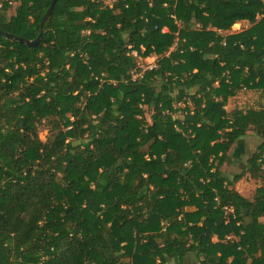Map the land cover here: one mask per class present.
Segmentation results:
<instances>
[{"label": "trees", "instance_id": "obj_1", "mask_svg": "<svg viewBox=\"0 0 264 264\" xmlns=\"http://www.w3.org/2000/svg\"><path fill=\"white\" fill-rule=\"evenodd\" d=\"M51 2L0 0V30ZM245 88L264 114V0H57L38 45L0 34V264H264V184L222 169Z\"/></svg>", "mask_w": 264, "mask_h": 264}, {"label": "rangeland", "instance_id": "obj_2", "mask_svg": "<svg viewBox=\"0 0 264 264\" xmlns=\"http://www.w3.org/2000/svg\"><path fill=\"white\" fill-rule=\"evenodd\" d=\"M115 0H105L106 4L112 6ZM15 11V3L12 4V8L7 12L12 14ZM250 26V23L246 20L236 23L231 28L230 32L241 31ZM153 56L147 58H138L137 63L140 67L153 63ZM260 94L256 90L242 89L237 94L231 97L226 106V110L232 119L235 126L244 128L245 135L238 140V142L229 151V160L223 165V171L233 178L236 174L244 173V176L235 184L236 188L241 193L249 198L254 199L256 190L259 186L264 184L263 179H254L246 172L247 160L253 152L258 150L262 138L257 133V129L264 126V114L259 111ZM192 105L191 102H189ZM180 110L175 113V117L182 118L185 105L179 103L176 106ZM147 117L151 120V110L147 109ZM48 131L41 127L40 137L42 140H46ZM249 219V218H248ZM223 237V234L221 235ZM173 262V261H172ZM185 264H199L195 254L188 255Z\"/></svg>", "mask_w": 264, "mask_h": 264}, {"label": "water", "instance_id": "obj_3", "mask_svg": "<svg viewBox=\"0 0 264 264\" xmlns=\"http://www.w3.org/2000/svg\"><path fill=\"white\" fill-rule=\"evenodd\" d=\"M56 1L57 0H52L49 8L47 9L46 13L44 14V16H43V18L41 20L40 33L34 40H28L26 38H23V37H20V36H16V35H14L12 33L5 32L3 30H0V34L4 35V36H7L9 38H12V39H17V40H19L21 42H25V43H27L29 45H38L40 40H41V38H42V36H43V33H44L45 23H46L47 19L49 18V16L51 15V13H52V11H53V9L55 7Z\"/></svg>", "mask_w": 264, "mask_h": 264}, {"label": "built area", "instance_id": "obj_4", "mask_svg": "<svg viewBox=\"0 0 264 264\" xmlns=\"http://www.w3.org/2000/svg\"><path fill=\"white\" fill-rule=\"evenodd\" d=\"M144 49V48H143ZM131 54L133 55V56H135V57H137V58H141V56H140V54L138 53V51L137 50H133L132 52H131ZM153 56V58H154V61H153V63H151V64H149V65H146V66H143L142 68H143V70H145V69H147V68H153L154 66H156V56L155 55H152ZM140 75V73H136V72H134L133 73V79H136L138 76Z\"/></svg>", "mask_w": 264, "mask_h": 264}, {"label": "bare ground", "instance_id": "obj_5", "mask_svg": "<svg viewBox=\"0 0 264 264\" xmlns=\"http://www.w3.org/2000/svg\"><path fill=\"white\" fill-rule=\"evenodd\" d=\"M240 23V22H239ZM235 25V24H234Z\"/></svg>", "mask_w": 264, "mask_h": 264}]
</instances>
